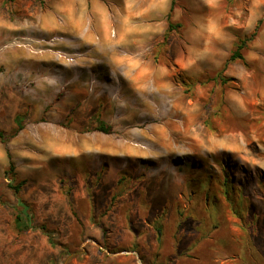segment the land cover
I'll return each instance as SVG.
<instances>
[{"label":"rangeland","instance_id":"rangeland-1","mask_svg":"<svg viewBox=\"0 0 264 264\" xmlns=\"http://www.w3.org/2000/svg\"><path fill=\"white\" fill-rule=\"evenodd\" d=\"M0 130V264H264V0H0Z\"/></svg>","mask_w":264,"mask_h":264},{"label":"trees","instance_id":"trees-1","mask_svg":"<svg viewBox=\"0 0 264 264\" xmlns=\"http://www.w3.org/2000/svg\"><path fill=\"white\" fill-rule=\"evenodd\" d=\"M177 27H180V25H175V28H177ZM170 28H172L171 23H170ZM256 33H257V31L255 32V34L252 35L251 39H253L256 36ZM245 45H246L245 42L241 43L240 45H237V49L233 52V54L231 55V57L229 59L230 62L244 59L241 51L245 48ZM14 122L17 125L16 133H18L19 131H21L24 128V125H23L24 124V116H22L20 114L16 115ZM97 130L101 131L105 134H110L112 132V126L107 125L104 122H100L99 126L97 127ZM12 136H10V137H12ZM0 140H2L5 143L8 141V136L2 130H0ZM9 158H11L10 155H9ZM11 170H13V163H11ZM11 188L14 189L15 193H19L21 186L11 185ZM24 216H25V218H23L21 215H19L15 219V228L19 233L27 232L28 230H30L32 228L31 217L28 216L27 214H25ZM157 233H158V236L160 239V236L162 234L161 230L157 229Z\"/></svg>","mask_w":264,"mask_h":264},{"label":"crops","instance_id":"crops-1","mask_svg":"<svg viewBox=\"0 0 264 264\" xmlns=\"http://www.w3.org/2000/svg\"><path fill=\"white\" fill-rule=\"evenodd\" d=\"M103 45V44H102ZM98 49V50H97ZM97 49L95 50V53H97V54H100V55H104V53L102 52L103 51V47H100V44L97 46ZM100 49V50H99ZM102 52V53H101ZM106 55V54H105ZM97 62H99V59L97 60ZM95 80H93L92 81V83H91V85H92V87H96V83H98L97 81H98V76H100L99 75V73H102V70H98V67H96L95 68ZM97 79V80H96ZM149 80H150V77L149 76H147V75H142V74H135V75H133L132 76V78H131V82H132V84L131 85H133V86H140V84H146L147 82H149ZM156 81H155V79H154V83H153V86H154V88H157V86H156V83H155ZM95 84V85H94ZM130 85V86H131Z\"/></svg>","mask_w":264,"mask_h":264},{"label":"bare ground","instance_id":"bare-ground-1","mask_svg":"<svg viewBox=\"0 0 264 264\" xmlns=\"http://www.w3.org/2000/svg\"><path fill=\"white\" fill-rule=\"evenodd\" d=\"M8 31H9V30H8ZM18 52H19V51H18ZM23 53H24V52H23ZM17 54H18V53H17ZM19 54H21V52H20ZM44 60H45V59H44ZM159 88H161V87L159 86ZM118 146H121V145H118ZM118 146H117V147H118Z\"/></svg>","mask_w":264,"mask_h":264},{"label":"built area","instance_id":"built-area-1","mask_svg":"<svg viewBox=\"0 0 264 264\" xmlns=\"http://www.w3.org/2000/svg\"><path fill=\"white\" fill-rule=\"evenodd\" d=\"M67 60H69V61H73V59H71V58H70V59H67Z\"/></svg>","mask_w":264,"mask_h":264}]
</instances>
